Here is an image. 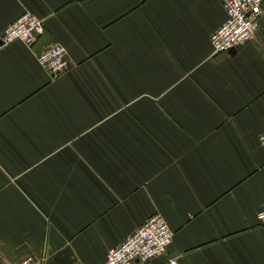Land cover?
I'll list each match as a JSON object with an SVG mask.
<instances>
[{
  "label": "crops",
  "instance_id": "crops-1",
  "mask_svg": "<svg viewBox=\"0 0 264 264\" xmlns=\"http://www.w3.org/2000/svg\"><path fill=\"white\" fill-rule=\"evenodd\" d=\"M26 11L39 40H0V264H107L156 212L172 241L134 264H264V14L214 55L223 0H0V38Z\"/></svg>",
  "mask_w": 264,
  "mask_h": 264
},
{
  "label": "built area",
  "instance_id": "built-area-1",
  "mask_svg": "<svg viewBox=\"0 0 264 264\" xmlns=\"http://www.w3.org/2000/svg\"><path fill=\"white\" fill-rule=\"evenodd\" d=\"M223 7L226 20L211 36L214 55L236 50L241 44L253 39L264 14L263 0H223ZM44 28L42 20L26 11L5 28L0 40L4 44L19 40L30 47L44 34ZM37 60L53 76L70 68L67 51L58 43L39 52ZM260 141L264 147V133L260 136ZM258 218L264 221V210L259 212ZM173 234L166 218L156 212L133 234L109 250L107 264L145 263L168 250ZM32 261V257H27L16 264H32ZM170 264L179 262L177 258H172Z\"/></svg>",
  "mask_w": 264,
  "mask_h": 264
},
{
  "label": "water",
  "instance_id": "water-1",
  "mask_svg": "<svg viewBox=\"0 0 264 264\" xmlns=\"http://www.w3.org/2000/svg\"><path fill=\"white\" fill-rule=\"evenodd\" d=\"M231 51H235V50H231Z\"/></svg>",
  "mask_w": 264,
  "mask_h": 264
}]
</instances>
